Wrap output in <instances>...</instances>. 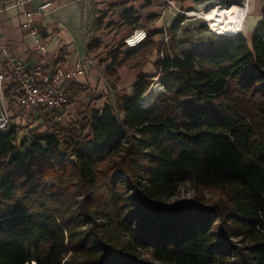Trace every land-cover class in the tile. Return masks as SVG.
<instances>
[{"label":"trees","instance_id":"16d2710c","mask_svg":"<svg viewBox=\"0 0 264 264\" xmlns=\"http://www.w3.org/2000/svg\"><path fill=\"white\" fill-rule=\"evenodd\" d=\"M262 18L251 42L160 51L116 106L20 146L16 127L0 135V264H264ZM150 46L111 53L107 73ZM185 183L219 198L165 205Z\"/></svg>","mask_w":264,"mask_h":264},{"label":"crops","instance_id":"0c3cea01","mask_svg":"<svg viewBox=\"0 0 264 264\" xmlns=\"http://www.w3.org/2000/svg\"><path fill=\"white\" fill-rule=\"evenodd\" d=\"M172 1L178 9L200 17L212 5L231 6L246 0ZM248 1L250 11L243 34L251 42L263 19L264 0ZM48 2L52 3L50 10L41 12L40 6ZM165 8L166 0H31L23 7L13 6L10 0H0V72L5 67L3 45L10 46L26 67L39 62L41 53L34 37L23 26L28 20L26 14L34 13L30 21L40 29L43 41L48 44L47 69L54 72L79 63L85 66L87 75L72 86L73 102L65 110V117L73 120L71 123L78 122L81 116L86 117L87 109L99 110L107 104L116 106V95H131L140 74H157L159 53L168 50L163 44L165 37H169L171 30L175 33L185 22L175 28L177 19L183 15ZM131 9L139 19L134 26L125 25L123 21V12ZM139 30L149 33L150 48L129 58L116 70L117 75H109L107 70L113 64L110 54L119 50V59L124 61L130 51L124 41ZM96 41L99 47L89 51V46Z\"/></svg>","mask_w":264,"mask_h":264},{"label":"built area","instance_id":"2783aa9c","mask_svg":"<svg viewBox=\"0 0 264 264\" xmlns=\"http://www.w3.org/2000/svg\"><path fill=\"white\" fill-rule=\"evenodd\" d=\"M10 1L13 6L23 7L31 0ZM217 5L222 6L221 4ZM51 6L52 3L48 2L41 5L39 10L47 13ZM235 6L238 8V21L234 23L233 32L224 35L220 31H213L207 21L213 35L236 37L244 33L250 3L246 0L223 7L231 10ZM165 10H176L178 15L183 16L189 14L178 9L172 0H166ZM26 16L28 20L23 26L34 37L41 53L40 60L35 66L26 67L10 46H2L5 67L0 72V135L9 132L13 127L19 129L23 123L34 125L37 122L44 124V132H47L50 127L64 121L65 110L73 102L71 88L87 75L83 63L66 69L58 68L54 72L49 71L46 67L49 58L48 44L43 41L40 29L32 25L30 21L34 13L28 12ZM148 37L149 33L146 30H139L126 38L124 43L127 48L131 49L137 47L140 42H144ZM136 39L138 42L132 43Z\"/></svg>","mask_w":264,"mask_h":264},{"label":"rangeland","instance_id":"374dc122","mask_svg":"<svg viewBox=\"0 0 264 264\" xmlns=\"http://www.w3.org/2000/svg\"><path fill=\"white\" fill-rule=\"evenodd\" d=\"M212 8L213 7H208L203 13H207ZM214 39L215 35L210 32L207 21L204 18L188 14L185 15V22L175 33H173L172 30L171 32H169V37H165L163 44L171 52L179 53L183 49L187 48L190 44L205 43ZM131 64H133V61L130 62V65ZM157 83L158 79L155 80V84ZM151 91L152 89H150L149 92L145 95L144 100L149 97ZM117 97L118 95H116V101ZM81 119L82 116L79 120ZM71 121H73L71 118L68 119V117H65V120L60 122V124L63 125V127H67L71 124ZM44 129L45 125L40 122L34 123V125L23 123L21 126H19L16 144L20 146L22 140L25 138L29 141L32 140L35 136L43 134ZM218 198L219 196L217 193L203 189H197L193 184L185 183L180 186L178 192L174 197L165 201V205L177 206L180 203H189L195 201L196 199H198V202H212Z\"/></svg>","mask_w":264,"mask_h":264},{"label":"bare ground","instance_id":"6f19581e","mask_svg":"<svg viewBox=\"0 0 264 264\" xmlns=\"http://www.w3.org/2000/svg\"><path fill=\"white\" fill-rule=\"evenodd\" d=\"M211 10H207V13H203L200 17L204 18L206 21L209 22L210 26L212 27L213 31H220L224 35H228L232 33L234 23L238 21V8L235 6L233 9L225 8L223 6H212ZM189 15H196L190 14ZM208 19V20H207ZM139 39V38H138ZM138 39L133 41L132 43H137ZM141 42L138 44L140 45ZM152 91L149 94V97L144 100V104H148L155 100L156 94L160 91H164V88L159 83L155 84L152 88Z\"/></svg>","mask_w":264,"mask_h":264}]
</instances>
